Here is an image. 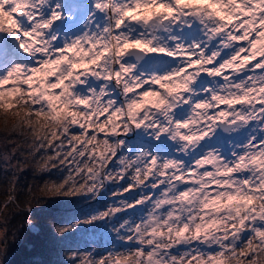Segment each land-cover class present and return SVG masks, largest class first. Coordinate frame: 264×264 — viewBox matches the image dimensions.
I'll list each match as a JSON object with an SVG mask.
<instances>
[{
	"label": "snow or ice",
	"instance_id": "obj_1",
	"mask_svg": "<svg viewBox=\"0 0 264 264\" xmlns=\"http://www.w3.org/2000/svg\"><path fill=\"white\" fill-rule=\"evenodd\" d=\"M81 2L0 0V109L23 98L37 124L59 125L47 135V125L29 128L36 140L27 155L39 153L41 172L68 171L45 190L95 199L125 185L103 211L57 231L133 211L112 229L119 248L73 253L74 264H261L264 0H86L84 28H59ZM148 56L174 66L148 69ZM245 128L243 142L221 136ZM130 134L140 140L135 149ZM17 139L31 142L6 137L5 209L18 207L27 162ZM133 189L138 198L126 199ZM9 215L0 219L5 245Z\"/></svg>",
	"mask_w": 264,
	"mask_h": 264
},
{
	"label": "trees",
	"instance_id": "obj_2",
	"mask_svg": "<svg viewBox=\"0 0 264 264\" xmlns=\"http://www.w3.org/2000/svg\"><path fill=\"white\" fill-rule=\"evenodd\" d=\"M145 141L149 138L144 137ZM130 142L135 149L140 140L135 134H130ZM14 143L20 145L23 155L19 158L27 161L19 175V187L15 192L18 207H3L9 194L8 180H0V219L5 211L10 213L6 231L8 235L5 245L0 236V264H74L73 253L83 256L93 248L98 254H106L104 251L113 246L117 248L121 241L115 238L113 227L123 218L102 220L93 224H82L76 231L61 235L57 229L67 223H72L82 216H90L103 211L115 199L113 193L117 188L125 186L123 181L110 184L104 191L92 199L89 196L64 197L52 196L45 190V185L52 182H62L67 177L68 171L38 172L36 168L37 158L33 159L27 153L30 150L21 139ZM152 141V144H158ZM4 151V141L0 138V154ZM187 157H184L186 159ZM15 163V160L12 161ZM0 164H4L0 155ZM6 166V165H5ZM9 173V177H10ZM135 191V189H133ZM126 199L135 200L139 191L124 193ZM31 208L30 213L27 211ZM138 209H136L137 212ZM129 212V211H128ZM34 221L32 224L38 227V232L33 233L26 227V220ZM38 221V222H36ZM79 264V261L77 262Z\"/></svg>",
	"mask_w": 264,
	"mask_h": 264
},
{
	"label": "clouds",
	"instance_id": "obj_3",
	"mask_svg": "<svg viewBox=\"0 0 264 264\" xmlns=\"http://www.w3.org/2000/svg\"><path fill=\"white\" fill-rule=\"evenodd\" d=\"M16 103L19 105L18 108L9 111L0 109V133L5 134L4 143L7 142V136L18 133L21 136H27L30 139L31 142L27 144V147L35 148L36 137L33 136L32 132L29 131V128L36 130L40 128L41 124L47 125L43 130L45 135L59 128V125L46 120H40V123L37 124L36 121L39 118L35 115H28V113L31 111V106L26 105L23 102V98L18 99ZM36 168L38 172L43 170L39 164H36ZM47 187L48 184L45 185V189ZM47 192L52 196L60 195L54 191ZM33 222L34 221L30 220L28 223L31 224ZM261 264H264V260L261 261Z\"/></svg>",
	"mask_w": 264,
	"mask_h": 264
},
{
	"label": "rangeland",
	"instance_id": "obj_4",
	"mask_svg": "<svg viewBox=\"0 0 264 264\" xmlns=\"http://www.w3.org/2000/svg\"><path fill=\"white\" fill-rule=\"evenodd\" d=\"M65 15L66 16H68L69 17V19H67V20H69V22H68V26H67V24L65 23H63V21H60V23L61 24H63V25H65V27H66V30H69V29H71V30H76V29H83L84 28V26L88 23V21H87V19H86V17H87V15H88V10H87V3H86V0L85 1H82L81 2V4H80V6H79V13H78V16L77 17H75L76 16V12H73L72 10H71V8H69V10L68 11H66V13H65ZM156 59V58H155ZM155 62H157L154 66L153 65H149V66H146L148 69H153V68H155L156 70H158V71H161V72H163L166 68H168V69H170L171 67H173L174 65H172L171 63H170V61L167 59V58H158L157 60H155ZM155 62H153V63H155ZM152 63V64H153ZM161 65V66H158V65ZM240 130H243V132H244V139L246 138V134H247V132L249 131L247 128H245V129H240ZM233 135V132L232 133H230V135L229 134H227L226 135V137L227 136H232ZM244 139L243 140H241V141H239V139H231L232 141H237V142H243L244 141ZM207 141H208V143L211 145V146H215V147H221L222 146V142H219L218 141V139L216 138V137H209V138H207ZM191 157H187L186 159H184L186 162H188V163H191ZM139 196V195H138ZM138 196H137V198H138ZM29 209V208H28ZM27 209V211H29ZM138 210H137V212L136 213H140V209L139 208H137ZM133 215V211L130 209L129 210V212L127 213V214H124V216H123V218H121L120 219V221L118 222V225L121 223V221L123 220V219H125V218H127V217H130V216H132ZM30 220L29 219H27L26 220V223L25 224H28V222H29ZM117 225V226H118ZM32 228V227H31ZM28 229H30V228H28ZM115 238H116V236H115ZM122 243V242H121ZM119 248V247H118ZM120 251H123V249H120Z\"/></svg>",
	"mask_w": 264,
	"mask_h": 264
},
{
	"label": "bare ground",
	"instance_id": "obj_5",
	"mask_svg": "<svg viewBox=\"0 0 264 264\" xmlns=\"http://www.w3.org/2000/svg\"><path fill=\"white\" fill-rule=\"evenodd\" d=\"M242 134H243L242 131L241 132H235L233 137H234V139H239L242 136ZM29 230L31 232H33V233H37L38 232V229H35V228H30Z\"/></svg>",
	"mask_w": 264,
	"mask_h": 264
},
{
	"label": "water",
	"instance_id": "obj_6",
	"mask_svg": "<svg viewBox=\"0 0 264 264\" xmlns=\"http://www.w3.org/2000/svg\"><path fill=\"white\" fill-rule=\"evenodd\" d=\"M152 59H153V57L148 56V57H145L143 61L144 62H150ZM222 134H223V136L227 135V133H222Z\"/></svg>",
	"mask_w": 264,
	"mask_h": 264
},
{
	"label": "flooded vegetation",
	"instance_id": "obj_7",
	"mask_svg": "<svg viewBox=\"0 0 264 264\" xmlns=\"http://www.w3.org/2000/svg\"><path fill=\"white\" fill-rule=\"evenodd\" d=\"M243 132V131H242Z\"/></svg>",
	"mask_w": 264,
	"mask_h": 264
}]
</instances>
